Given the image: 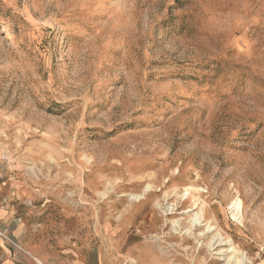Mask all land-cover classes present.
I'll return each instance as SVG.
<instances>
[{
    "label": "rangeland",
    "instance_id": "374dc122",
    "mask_svg": "<svg viewBox=\"0 0 264 264\" xmlns=\"http://www.w3.org/2000/svg\"><path fill=\"white\" fill-rule=\"evenodd\" d=\"M6 196L54 246L264 264V0H0Z\"/></svg>",
    "mask_w": 264,
    "mask_h": 264
},
{
    "label": "crops",
    "instance_id": "0c3cea01",
    "mask_svg": "<svg viewBox=\"0 0 264 264\" xmlns=\"http://www.w3.org/2000/svg\"><path fill=\"white\" fill-rule=\"evenodd\" d=\"M11 202V196L0 202V232L11 236L23 250H13L8 235L0 236V264H152L151 255L148 262L141 261V255H148L142 247L125 253L133 261L121 262L120 253L113 246L101 245L89 251L87 246L72 248L71 242L65 239L54 246L45 228L18 217L11 209Z\"/></svg>",
    "mask_w": 264,
    "mask_h": 264
},
{
    "label": "bare ground",
    "instance_id": "6f19581e",
    "mask_svg": "<svg viewBox=\"0 0 264 264\" xmlns=\"http://www.w3.org/2000/svg\"><path fill=\"white\" fill-rule=\"evenodd\" d=\"M150 189V186H147V188H146V191L147 190H149ZM193 189V188H192ZM145 191V190H144ZM145 191V192H146ZM187 193V192H186ZM143 193L142 194H135V195H133L132 196V199H141L142 197H143ZM197 204V203H196ZM161 205V204H160ZM196 206V205H195ZM233 209V217L235 218V219H239V220H241V218H242V202L240 201V200H237V201H235L234 202V205H233V207H232ZM168 210H170V213H172L173 212V210H174V206H173V208L172 207H170ZM203 219H204V215H203V213H201V211L199 212H196L193 216H192V219H191V225H190V227L186 230V232H188L189 231V234H191L192 233V230H193V228H195L197 225H200V224H202V222H203ZM210 223V222H209ZM180 225H181V223H180V220H174L173 221V230L175 231V232H180V230H179V227H180ZM207 229H208V232L210 231V230H212L213 228H212V225L211 224H208V226H207ZM217 235H220L219 234V232H218V234ZM222 235V234H221ZM216 237V236H215ZM222 237V236H221ZM214 238V237H213ZM223 239V238H222ZM222 243L220 242V240L219 239H216L214 242H212V244L210 245L211 247H214V245H216L215 246V248H213V249H216L218 246H220ZM236 248L235 247H233L232 248V250H235ZM227 251L228 250H225V249H221L220 248V250H218V252H217V254H219V255H221L222 257V259L223 260H226L227 261V264H229L230 262H231V259H232V257L230 256L229 258L227 257Z\"/></svg>",
    "mask_w": 264,
    "mask_h": 264
},
{
    "label": "built area",
    "instance_id": "2783aa9c",
    "mask_svg": "<svg viewBox=\"0 0 264 264\" xmlns=\"http://www.w3.org/2000/svg\"><path fill=\"white\" fill-rule=\"evenodd\" d=\"M5 234H6V233L4 232V235H5ZM11 243H13V244L16 246V249H18V250H23V248H22L20 245H18L17 242L11 240ZM15 255H16V253H15Z\"/></svg>",
    "mask_w": 264,
    "mask_h": 264
}]
</instances>
